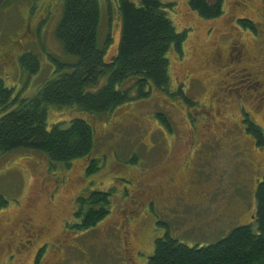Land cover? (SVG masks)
I'll return each instance as SVG.
<instances>
[{
    "label": "rangeland",
    "instance_id": "1",
    "mask_svg": "<svg viewBox=\"0 0 264 264\" xmlns=\"http://www.w3.org/2000/svg\"><path fill=\"white\" fill-rule=\"evenodd\" d=\"M171 1L168 17L186 37L181 55L174 48L167 54L170 88L137 97L136 78L130 77L119 87L131 100L107 114L46 106L47 129L65 128L73 117L92 123L91 159L99 160L98 171L86 173L88 158L62 164L30 149L0 154V196L6 201L0 204V264H147L155 240L166 234L201 247L235 227L258 231L255 191L264 177V145L242 120L248 115L264 136V0H224L222 14L211 20L198 16L189 0ZM99 5L98 46L111 37L107 62L117 54L122 22L115 0ZM62 10L61 0H13L0 8V78L14 95L33 96L55 72L52 57L76 62L56 36ZM243 18L255 32L239 24ZM235 42L245 49L238 63L235 48L233 59L228 55ZM26 52L38 57L35 74L20 67ZM247 71L260 79V87ZM148 184L170 195H150ZM93 189L111 192L109 213L77 230L76 199ZM27 216L42 231L33 246L14 255L5 246L12 237L6 231Z\"/></svg>",
    "mask_w": 264,
    "mask_h": 264
},
{
    "label": "trees",
    "instance_id": "2",
    "mask_svg": "<svg viewBox=\"0 0 264 264\" xmlns=\"http://www.w3.org/2000/svg\"><path fill=\"white\" fill-rule=\"evenodd\" d=\"M13 0H0V8ZM62 14L56 36L67 55L76 62L67 64L51 58L56 69L38 91L29 98L13 94L0 78V154L15 149H30L46 155L51 163L68 164L88 158L86 173L99 170L97 159H91L94 146L92 123L84 116L73 117L65 128L55 124L47 129L46 106L77 108L85 114L110 113L131 100L128 90L119 85L135 77L137 97H146L153 89L166 90L170 49L182 54L186 30L178 32L168 17L174 8L171 0H115L121 18V39L117 54L104 61L109 36L103 48L98 46L100 23L99 0H61ZM198 16L211 20L223 12L224 0H189ZM244 29L256 31L248 19H239ZM20 67L29 74L40 68L38 57L26 52L19 57ZM105 82L99 85L100 80ZM99 85V86H98ZM157 118L166 127L164 114ZM246 131L258 145H264L262 129L248 115L242 120ZM134 160V159H132ZM111 192L93 189L77 197L74 215L77 230L93 227L109 213ZM254 220L250 225L235 227L226 237L205 246H188L166 234L155 240L147 264H264V177L255 191ZM0 204L6 201L0 196Z\"/></svg>",
    "mask_w": 264,
    "mask_h": 264
},
{
    "label": "flooded vegetation",
    "instance_id": "3",
    "mask_svg": "<svg viewBox=\"0 0 264 264\" xmlns=\"http://www.w3.org/2000/svg\"><path fill=\"white\" fill-rule=\"evenodd\" d=\"M233 48H235V50H236V52H234V54L236 55V58L234 59V61L236 63L242 62L243 59L245 58L244 46L242 44H240V43H237V42L233 43L231 48H230L229 54H228L231 58H232ZM220 57H221L220 53L218 51H216L215 52V59L216 60L218 58L220 59ZM247 69L248 68H243L241 70H245L246 71ZM247 74L249 75V77H251L253 79L252 81L254 83L258 84V87H260V85H262V82L260 81V79H258V77L256 75H253L252 73H249V72ZM187 78L191 79L190 77H187ZM175 88H177V86H175ZM262 96H264V93L262 94ZM223 145H225V144H223ZM146 187H147V192L150 195L153 194V196H158V197L161 196V195L165 196L166 194L170 195L168 193H162V189L161 190H156L154 188V186H151L149 184L146 185ZM83 193H80V194H83ZM78 197H79V195H78ZM176 197H178L180 199H183L179 195H176ZM127 219H133V216L130 215V216L126 217L125 223H126ZM41 231H42V228L34 226L33 223H32V219L27 216V217L21 219L16 225H14V227H12L8 231H6L7 233L10 234V236L15 237V239L13 241L12 237H6L5 246L8 249H12L11 251L15 252V253L12 252V254L15 255L16 252H20L22 250H26V248L28 249V248H30V246H33L34 243L37 241L38 237L40 236ZM0 232H2L1 228H0ZM44 244L45 243L40 244L35 249L33 258L35 256L36 252H37L36 256L38 255V253H41V251H42V249L44 247Z\"/></svg>",
    "mask_w": 264,
    "mask_h": 264
}]
</instances>
